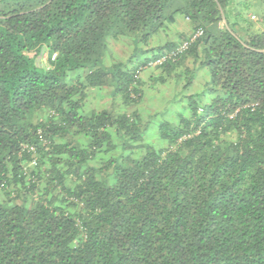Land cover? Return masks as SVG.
<instances>
[{"label": "trees", "instance_id": "obj_1", "mask_svg": "<svg viewBox=\"0 0 264 264\" xmlns=\"http://www.w3.org/2000/svg\"><path fill=\"white\" fill-rule=\"evenodd\" d=\"M230 1L0 0V264H264V14ZM200 72L146 141L138 101Z\"/></svg>", "mask_w": 264, "mask_h": 264}, {"label": "rangeland", "instance_id": "obj_2", "mask_svg": "<svg viewBox=\"0 0 264 264\" xmlns=\"http://www.w3.org/2000/svg\"><path fill=\"white\" fill-rule=\"evenodd\" d=\"M231 3V8H233V10H230V6L226 7L223 10L226 14V17H228V20L231 18L244 19L247 16L255 20L258 15H261L262 13L264 14V0H231L230 4ZM230 12L231 14L229 15ZM189 28L190 27L187 26V24H185L184 22H177L168 31V38L178 40L179 34L182 32H186L187 35L189 32ZM158 38L159 36L153 42H151L150 45L154 46L158 44ZM165 39H167V37L163 34L160 36L158 42H165ZM132 52L133 44L129 38L124 37L118 40H112L110 41L107 54L105 56V63L110 64L119 60L121 61L128 59ZM29 55L33 56L34 52H30ZM35 57V60L38 65L46 64V53L44 51ZM151 70L153 69L147 68L143 72H141V78L143 81L149 79ZM198 74L202 77L201 80H199L200 83L195 80L192 85L189 86L188 90L184 88L183 78H180L181 81L176 83V85H174L172 79H170V83L163 86H158L159 84H154V87H151L150 90L146 91L144 98H141V100L138 101L137 109L143 115V119L145 121H147L148 119L152 120L151 127L149 128L147 136L145 137L146 141H152L153 143H155L156 135L153 129L156 128V123L158 122V120L162 119V117H174L177 108H181L182 104L179 102V97L177 98V103H175V95L177 94V92H184L188 95L191 92H199L202 90L201 84L203 83L202 79L204 77L201 72ZM112 103L113 102L108 93V90H92L90 95L88 96L86 107L87 109L96 110L105 107L109 108ZM128 108L129 107H127L126 109Z\"/></svg>", "mask_w": 264, "mask_h": 264}, {"label": "built area", "instance_id": "obj_3", "mask_svg": "<svg viewBox=\"0 0 264 264\" xmlns=\"http://www.w3.org/2000/svg\"><path fill=\"white\" fill-rule=\"evenodd\" d=\"M202 32L200 30L195 31L192 35L189 36V38L187 40H183L179 45H177L175 48L165 52V54L163 56H161L160 58L154 60L153 62L149 63V65L154 66L157 64H160L161 62H163L166 58L170 57L172 58L176 53L182 52L183 50H185L188 46V44L194 40L196 37H198ZM30 151H34V147H29ZM33 164H35V160L32 161Z\"/></svg>", "mask_w": 264, "mask_h": 264}]
</instances>
